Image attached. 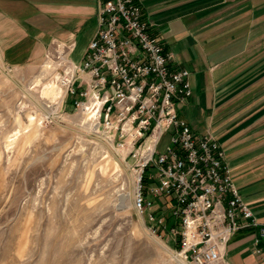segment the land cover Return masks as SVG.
<instances>
[{"label": "built area", "instance_id": "2783aa9c", "mask_svg": "<svg viewBox=\"0 0 264 264\" xmlns=\"http://www.w3.org/2000/svg\"><path fill=\"white\" fill-rule=\"evenodd\" d=\"M144 14L139 0H105L82 60L70 59L73 46L58 44L46 62L58 63L63 97H73L92 137L134 161V206L150 230L168 233L185 262L219 264L239 231L258 228L264 238V224L243 199L216 137L197 134L181 117L193 94L190 71L172 67L173 55ZM166 133L169 144L158 152Z\"/></svg>", "mask_w": 264, "mask_h": 264}, {"label": "rangeland", "instance_id": "374dc122", "mask_svg": "<svg viewBox=\"0 0 264 264\" xmlns=\"http://www.w3.org/2000/svg\"><path fill=\"white\" fill-rule=\"evenodd\" d=\"M60 74L45 60L0 70V264H193L137 213L134 161L92 137Z\"/></svg>", "mask_w": 264, "mask_h": 264}, {"label": "crops", "instance_id": "0c3cea01", "mask_svg": "<svg viewBox=\"0 0 264 264\" xmlns=\"http://www.w3.org/2000/svg\"><path fill=\"white\" fill-rule=\"evenodd\" d=\"M103 1L0 0V70L39 65L58 44L73 46V61L76 51L82 59ZM139 1L172 67L190 71L193 94L181 117L197 134L216 137L264 224V0ZM219 264H264L259 229L239 231Z\"/></svg>", "mask_w": 264, "mask_h": 264}]
</instances>
